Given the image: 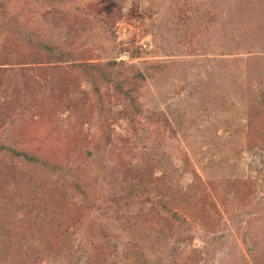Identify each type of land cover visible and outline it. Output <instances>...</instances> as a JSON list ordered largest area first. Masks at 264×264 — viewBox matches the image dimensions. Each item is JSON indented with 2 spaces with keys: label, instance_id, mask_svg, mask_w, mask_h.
Returning <instances> with one entry per match:
<instances>
[{
  "label": "rangeland",
  "instance_id": "obj_1",
  "mask_svg": "<svg viewBox=\"0 0 264 264\" xmlns=\"http://www.w3.org/2000/svg\"><path fill=\"white\" fill-rule=\"evenodd\" d=\"M0 264H264V0H0Z\"/></svg>",
  "mask_w": 264,
  "mask_h": 264
},
{
  "label": "trees",
  "instance_id": "obj_2",
  "mask_svg": "<svg viewBox=\"0 0 264 264\" xmlns=\"http://www.w3.org/2000/svg\"><path fill=\"white\" fill-rule=\"evenodd\" d=\"M29 159L30 161H37V159H35L34 157H30Z\"/></svg>",
  "mask_w": 264,
  "mask_h": 264
}]
</instances>
